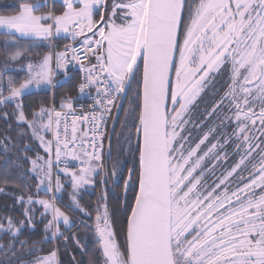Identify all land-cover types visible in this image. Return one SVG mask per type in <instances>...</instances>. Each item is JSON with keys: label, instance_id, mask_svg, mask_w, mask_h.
Returning a JSON list of instances; mask_svg holds the SVG:
<instances>
[{"label": "snow or ice", "instance_id": "6c2138e0", "mask_svg": "<svg viewBox=\"0 0 264 264\" xmlns=\"http://www.w3.org/2000/svg\"><path fill=\"white\" fill-rule=\"evenodd\" d=\"M11 9L0 13V118L11 108L27 131L0 138V150L15 149L35 183L0 177V193L21 189L22 218L0 216L7 264L18 251L27 264H60L61 226H73L64 208L91 219L78 197L97 183L88 264H264V0H16ZM61 37L70 42L55 50ZM12 64L23 79L8 74ZM69 66L77 95L26 112L25 98L54 90L60 73L71 78ZM209 84L211 102L194 114ZM109 120L121 123L130 163L113 157ZM110 183L121 189L119 221ZM38 209L43 235L29 244Z\"/></svg>", "mask_w": 264, "mask_h": 264}, {"label": "trees", "instance_id": "16d2710c", "mask_svg": "<svg viewBox=\"0 0 264 264\" xmlns=\"http://www.w3.org/2000/svg\"><path fill=\"white\" fill-rule=\"evenodd\" d=\"M16 2V0H0V13H8L10 12L11 6ZM70 39L59 38L56 41L57 49L55 50H62L64 44L69 43ZM47 52V48L41 47L36 50V53L39 55H43ZM35 56H37L35 54ZM33 58V56L31 57ZM5 62V56L3 52V40L0 39V71L3 70V65ZM8 74L14 76L17 80H21L25 77L26 73L19 69V66L16 64H12L8 69ZM71 78L68 79H61L63 75L57 76L56 79L61 81V83L57 84V87L52 90L48 91L46 89L41 90H33L30 96L25 98V110L26 112H30L32 109L38 108L40 105H49L52 102L53 95L55 97V103L59 106L60 99L65 94L76 96L77 95V85L79 83L80 74L76 71H71ZM219 87V84L216 85ZM208 87L212 88V85L209 84ZM209 88H206V91L202 95L201 104L203 105L200 113L204 111L206 103H210L212 99V93L209 92ZM120 103L123 104L125 108L129 106V100L124 99ZM7 111L10 113L9 118L7 120L0 118V138L4 136H10L14 141L18 139L19 133L23 131H27L26 126H19L15 118L11 115V108H8ZM113 117L117 115L115 110L112 113ZM124 120L123 111L119 114V121L122 122ZM117 122L113 125V121L111 120V125L109 129V133L114 130L113 137H112V148H113V157L114 159L119 158L124 160L126 163H130L131 157L125 154H121L120 148L123 146V141H118V136L123 132L121 128V123ZM29 142L34 143L31 141L30 136L26 139H22L21 143ZM105 149L107 150V142L105 143ZM42 153V149L40 150ZM19 165H22L20 167ZM30 167L27 161L22 160L19 158V153L13 149L7 153L0 150V177L7 171L11 173L12 179L15 184H20L21 186L27 184L30 187H34V179H28L23 175L25 170ZM2 186V185H0ZM114 186L111 183L108 186V204L110 210L114 213L117 221L122 216L121 213V202L119 201V197L121 196V189L116 188L113 191ZM102 186L97 183V186L93 189H87V191H83V193L79 196L80 203L83 207L88 209L92 212V218L89 219L88 217L84 216L78 210L76 211H69L67 207L64 210L67 212L69 217L72 220V227L71 229H66L65 226H61L62 230L65 231V234L69 236L67 242L61 240L56 245L59 249L60 254V264H88V257L90 255L97 254V242L94 232L91 228V225L94 223L95 217V205L97 202V197L102 192ZM68 191H71L70 186L68 187ZM21 194V189L13 187L11 184L6 186L5 192L0 193V216L11 215L14 218H22L21 217V209L20 206L15 202V196ZM70 204L69 197L67 193L64 194L63 204L68 205ZM42 209H38L37 211V226L35 230L27 229L25 231V236L29 240V244L33 240H40L43 235V223L39 220V211ZM75 234L76 239L79 240L81 245H84L85 251H82L80 247L77 246L74 239H72V235ZM22 239L24 237H21ZM8 242L7 237H2L0 239V243H4L5 245ZM53 245H44V251L47 252ZM75 257V259H73ZM9 257L5 256L3 253H0V261L7 264V260ZM13 264H27V262L31 259L25 251H18L16 256L12 258Z\"/></svg>", "mask_w": 264, "mask_h": 264}, {"label": "flooded vegetation", "instance_id": "af4514ba", "mask_svg": "<svg viewBox=\"0 0 264 264\" xmlns=\"http://www.w3.org/2000/svg\"><path fill=\"white\" fill-rule=\"evenodd\" d=\"M206 88H209V87L207 86ZM205 91H206V89H205ZM208 93H212V88L211 87L209 88V92ZM200 100L201 99H198V101H197L198 107L194 110V114L195 113H200V111H201V109L203 107V105L201 104V101ZM214 122L215 121L210 118L209 121H208V123H207V125L205 126V129L204 130L206 131L207 130V127L208 126H211ZM220 171H221V169H217V173H216L217 176L219 175ZM212 179H215V177H212Z\"/></svg>", "mask_w": 264, "mask_h": 264}, {"label": "built area", "instance_id": "2783aa9c", "mask_svg": "<svg viewBox=\"0 0 264 264\" xmlns=\"http://www.w3.org/2000/svg\"><path fill=\"white\" fill-rule=\"evenodd\" d=\"M71 71H76L78 72V70L76 68H73L72 66H69V72L71 73ZM91 101L87 98V97H84L82 98L79 103H82L84 104L85 106L90 103ZM110 125H111V120L108 121V125H107V130L109 132V129H110Z\"/></svg>", "mask_w": 264, "mask_h": 264}, {"label": "rangeland", "instance_id": "374dc122", "mask_svg": "<svg viewBox=\"0 0 264 264\" xmlns=\"http://www.w3.org/2000/svg\"><path fill=\"white\" fill-rule=\"evenodd\" d=\"M33 56V58H31V59H33V60H35V59H37L38 58V56H35V54H33L32 55ZM91 187H89L88 189H90ZM83 193V190H82V192H81V194ZM80 194V195H81ZM79 198V197H78ZM71 219V218H70ZM71 222H72V220H71ZM1 239V238H0ZM58 259L60 260V254L58 253Z\"/></svg>", "mask_w": 264, "mask_h": 264}, {"label": "crops", "instance_id": "0c3cea01", "mask_svg": "<svg viewBox=\"0 0 264 264\" xmlns=\"http://www.w3.org/2000/svg\"><path fill=\"white\" fill-rule=\"evenodd\" d=\"M62 38V37H61ZM59 39V38H58ZM60 75H63V73H60L58 76H60ZM64 77H61V79H63Z\"/></svg>", "mask_w": 264, "mask_h": 264}, {"label": "water", "instance_id": "95a60500", "mask_svg": "<svg viewBox=\"0 0 264 264\" xmlns=\"http://www.w3.org/2000/svg\"><path fill=\"white\" fill-rule=\"evenodd\" d=\"M113 133H114V130L111 131V135H112V137H113Z\"/></svg>", "mask_w": 264, "mask_h": 264}]
</instances>
